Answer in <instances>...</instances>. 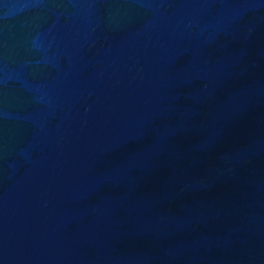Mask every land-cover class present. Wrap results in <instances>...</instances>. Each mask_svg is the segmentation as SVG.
I'll use <instances>...</instances> for the list:
<instances>
[{
  "label": "water",
  "instance_id": "water-1",
  "mask_svg": "<svg viewBox=\"0 0 264 264\" xmlns=\"http://www.w3.org/2000/svg\"><path fill=\"white\" fill-rule=\"evenodd\" d=\"M0 264H264V0H0Z\"/></svg>",
  "mask_w": 264,
  "mask_h": 264
}]
</instances>
